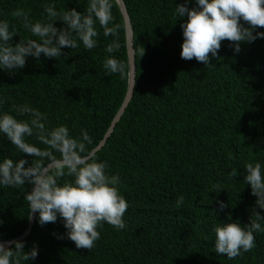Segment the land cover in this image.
Listing matches in <instances>:
<instances>
[{"label":"trees","instance_id":"obj_1","mask_svg":"<svg viewBox=\"0 0 264 264\" xmlns=\"http://www.w3.org/2000/svg\"><path fill=\"white\" fill-rule=\"evenodd\" d=\"M127 9L135 53V82L131 99L104 144L95 151L119 174L120 192L129 204L116 230L104 223L100 239L89 251L77 248L64 235L61 219L41 225L35 213L29 234L21 238L25 251L38 245L35 260L22 264H264V233H256V247L235 259L215 252L214 227L219 223L249 222L256 197L245 185L244 166H264V38L242 42L241 51L224 41L220 59L205 67L195 59H181L180 27L187 17L176 18L183 0H123ZM83 11L88 0H0V19L16 25L20 38L38 39L10 13L31 9V18L45 17L43 5ZM195 6V0L189 7ZM116 22H123L119 6ZM58 28L64 25L55 22ZM247 26V25H245ZM98 45L85 50L64 48L67 56L40 60L29 56L14 74L0 69V112L28 104L48 117L50 127L66 125L73 137L86 130L92 150L102 139L119 108L128 84L125 30L121 49L114 53L126 63L125 75H108L103 63L113 37L99 29ZM257 31H264L259 28ZM144 48V55L140 51ZM15 114V113H13ZM25 118V117H20ZM30 142L40 145L34 137ZM0 159L32 157L13 155L16 149L0 134ZM58 155V154H57ZM27 166V165H26ZM232 169L237 176L230 177ZM71 179V178H68ZM219 185V192L213 191ZM24 188L0 186V240L22 234L28 225L29 206ZM184 196L177 208L176 200ZM218 201L228 207L221 210ZM259 210V209H258ZM264 213V210H259ZM231 214V220L229 219Z\"/></svg>","mask_w":264,"mask_h":264},{"label":"clouds","instance_id":"obj_2","mask_svg":"<svg viewBox=\"0 0 264 264\" xmlns=\"http://www.w3.org/2000/svg\"><path fill=\"white\" fill-rule=\"evenodd\" d=\"M119 3L120 0H88L83 11L74 7L58 9L54 3H46L43 5L45 17L35 21L31 18V9L16 8L10 13L11 17L38 39L20 38L13 44L12 38L19 35L16 25L0 19V69L14 74L15 70L26 66L29 56L37 61L41 54L59 59L68 55L62 53V49H77L81 43L90 51L98 45L99 25L105 37H113L105 48L109 54L103 63L105 73L119 74L123 78L127 65L113 55L122 47L121 32L125 28L123 22H116L113 13ZM191 3L192 0H183L175 8L176 18L187 17L180 25L181 59H195L205 67L213 66L210 58L220 59L218 52L224 41L239 53L242 42L252 43L264 38V31H257L264 28V0H195V6L189 7ZM56 21L64 26L58 28ZM144 51L143 48L140 56ZM5 102L0 98V106ZM0 134L16 149L13 155L32 157L31 163L26 158L0 159V186L17 189L24 188L26 183L32 186L30 191L24 192L29 220L35 213L39 214L41 225L61 219L66 233L53 235L58 239L66 237L77 248L89 251L100 239L98 228L104 223L118 231L127 227L123 217L129 204L120 192L121 178L119 174H109L108 163L98 159L89 149L92 138L86 130L82 129L80 136L73 137L66 125L50 127L45 113L23 104L0 112ZM32 137L43 147L30 142ZM244 169L243 182L250 185L251 194L256 197L249 222L243 226L239 222L219 223L213 229L215 252L229 260L253 250L255 234L264 233V213L259 211L264 210V166L259 162L247 163ZM237 174V169H232L229 176L235 178ZM221 189L216 185L213 191ZM183 204L184 196L181 195L175 206L180 208ZM218 205L221 210L228 207L223 201H218ZM37 256L35 243L25 251L22 239L0 240V264H22Z\"/></svg>","mask_w":264,"mask_h":264},{"label":"water","instance_id":"obj_3","mask_svg":"<svg viewBox=\"0 0 264 264\" xmlns=\"http://www.w3.org/2000/svg\"><path fill=\"white\" fill-rule=\"evenodd\" d=\"M118 6H119L121 14L123 16L124 26H125L124 30H125V43H126L127 62H128V84H127L125 96H124L119 108L117 109L115 115L113 116L107 130L105 131L102 139L92 149V151H94V152L96 150H98L104 144L107 137L113 131V128H114L116 122L120 119V116L124 112L125 108L127 107L128 103L131 99V96L133 93V88H134V82H135V53H134L135 51H134L133 40H132L131 23H130L129 15H128L127 9L125 7L124 1L120 0V3L118 4ZM34 219H35V214H33V218L28 221V225H27V228L25 229V231L22 234H20L19 236L15 237L11 240L21 239V238L25 237L27 234H29L31 227L34 223ZM8 241H10V240H8Z\"/></svg>","mask_w":264,"mask_h":264}]
</instances>
